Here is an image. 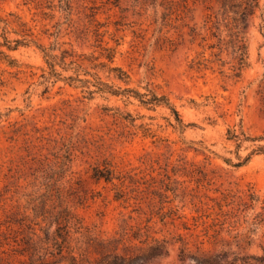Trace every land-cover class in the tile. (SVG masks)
Segmentation results:
<instances>
[{
	"label": "rangeland",
	"instance_id": "obj_1",
	"mask_svg": "<svg viewBox=\"0 0 264 264\" xmlns=\"http://www.w3.org/2000/svg\"><path fill=\"white\" fill-rule=\"evenodd\" d=\"M232 2L234 12L223 0H0V52L16 59L0 53L1 235L40 233L68 208L105 238L141 228L168 240L170 256L153 264H182L183 246L262 254L263 230L251 232L250 221L264 202V156L236 166L229 131L264 134V0L246 17L245 0ZM238 34L248 53L241 69ZM5 38L30 43L10 51ZM77 64L83 81L97 74L167 97L185 126L166 106L93 86L87 94L67 80ZM108 164L121 179L93 178Z\"/></svg>",
	"mask_w": 264,
	"mask_h": 264
},
{
	"label": "trees",
	"instance_id": "obj_2",
	"mask_svg": "<svg viewBox=\"0 0 264 264\" xmlns=\"http://www.w3.org/2000/svg\"><path fill=\"white\" fill-rule=\"evenodd\" d=\"M232 1L223 0L225 11L228 12L230 10L234 12L233 9L236 7V4ZM259 6L260 0H245V3H242L239 7H242L241 13L246 17L253 15ZM237 37L239 43V68L241 69V67L246 65L248 53L243 39L239 38V34ZM5 41L4 45L10 51L17 50L19 47L27 46L30 43V40L27 38L14 41L5 38ZM12 43L15 44L13 45ZM0 46H2L1 42ZM0 53L9 65L13 66L16 63V59L5 52ZM46 56L52 61L55 60V56L48 52H46ZM110 59L112 61L113 57ZM52 64L50 65L52 66ZM71 64H75V62H71ZM75 70V76H70L67 80L70 82H83V87L88 89L86 90L87 94L92 95L94 93L91 90L93 86L98 92L107 93L111 96L126 99L134 98L141 105L151 110H156L160 106H166L172 111L177 124L185 126L179 112L171 106L170 100L167 97L160 96L152 91L140 93L131 88L115 87L103 82L97 74L92 75L93 82L88 80L83 81L79 77L80 74L77 73V71L83 70V67L77 64ZM111 70L120 72V75L116 76L119 80L126 83L129 81L128 74L122 69L113 67ZM129 116L131 117V115ZM130 121L134 122V119L131 118ZM145 129L149 130L148 128ZM229 133V139L236 142L238 150L237 157L239 161L235 164L236 166L245 165L256 155L264 156V134L252 136L244 130L240 132L230 130ZM245 143L250 144L247 148L250 149V152L243 157L240 151ZM227 161L231 162V160ZM93 178L97 180L104 179L107 182H112L115 178L121 179L115 176L114 170L109 164L104 168H100L99 166L94 167ZM123 195V192H119L115 196V199L119 200ZM248 202L252 209H256V203L259 202V198L254 192H250L248 194ZM16 223L10 222V226ZM18 223L19 228L25 227V224L22 222ZM245 223H248V220L245 219ZM27 228L29 229L28 231H22L26 233L25 235L20 233L21 237L15 236L11 241L7 239L6 235L0 234V264H153L155 260L170 256V244L166 239L151 238L149 235L144 234L141 228H131L130 233H115L113 236L105 238L93 232L88 226H85L68 208L58 211L48 226H40V233L30 227ZM259 229L263 230L264 238V202L261 203L260 210L256 212L250 221L251 232ZM16 232L19 233V231ZM1 237L3 238L1 239ZM242 242L247 244V247H250L252 240L250 236H247L242 239ZM5 245L14 246V248L6 250L4 249ZM247 247L239 246L243 251ZM260 247L262 254L256 255L244 252L231 253L229 250H221L215 253L200 250L193 252L188 247L183 246L178 253V260L182 264L186 262L190 264H264V242Z\"/></svg>",
	"mask_w": 264,
	"mask_h": 264
}]
</instances>
